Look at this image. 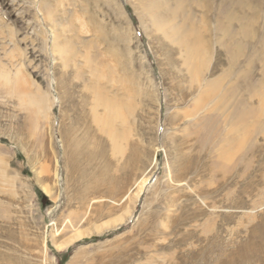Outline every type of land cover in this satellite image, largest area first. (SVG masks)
Listing matches in <instances>:
<instances>
[{"label": "rangeland", "instance_id": "1", "mask_svg": "<svg viewBox=\"0 0 264 264\" xmlns=\"http://www.w3.org/2000/svg\"><path fill=\"white\" fill-rule=\"evenodd\" d=\"M0 264H264V0H0Z\"/></svg>", "mask_w": 264, "mask_h": 264}, {"label": "bare ground", "instance_id": "2", "mask_svg": "<svg viewBox=\"0 0 264 264\" xmlns=\"http://www.w3.org/2000/svg\"><path fill=\"white\" fill-rule=\"evenodd\" d=\"M173 15H174V14H173ZM194 50L196 51L197 49H194ZM194 50H192V49H191V54H192L193 52L195 53V51H194Z\"/></svg>", "mask_w": 264, "mask_h": 264}]
</instances>
